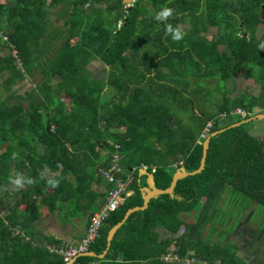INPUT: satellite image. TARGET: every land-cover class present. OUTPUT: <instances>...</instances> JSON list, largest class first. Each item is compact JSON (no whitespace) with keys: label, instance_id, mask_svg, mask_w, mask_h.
Instances as JSON below:
<instances>
[{"label":"trees","instance_id":"16d2710c","mask_svg":"<svg viewBox=\"0 0 264 264\" xmlns=\"http://www.w3.org/2000/svg\"><path fill=\"white\" fill-rule=\"evenodd\" d=\"M165 8L172 15L156 20ZM168 24L181 29L180 40ZM262 44L264 0H135L130 11L124 0L0 2V82L8 74L0 95V207L14 191L24 195L20 208L0 215V264H63L51 249L64 243L39 241L34 224L44 210L90 218L113 187L99 171L118 152V176L132 177V195L90 247L103 254L110 230L144 206L143 167L166 190L182 167L200 168L212 133L264 113ZM93 62L105 66V79L92 73ZM39 76L32 90H14ZM239 78L259 85L258 94L235 95L228 83ZM238 108L246 118L222 117ZM254 128L251 121L213 137L202 173L133 213L104 259L82 256L78 264H161L169 253L249 264L226 240L232 230L221 229L229 218L218 202L227 193L242 214L256 204L264 229V134ZM17 175L31 183L16 186ZM217 233L222 241L214 242Z\"/></svg>","mask_w":264,"mask_h":264},{"label":"rangeland","instance_id":"374dc122","mask_svg":"<svg viewBox=\"0 0 264 264\" xmlns=\"http://www.w3.org/2000/svg\"><path fill=\"white\" fill-rule=\"evenodd\" d=\"M4 0H0L3 2ZM126 6H128L126 4ZM54 12L56 11L53 10ZM52 11V12H53ZM52 20L56 22L57 26L63 25V20L55 15L51 16ZM184 28V26H182ZM214 32V30L212 31ZM211 32V33H212ZM1 52L5 53L3 50L0 49ZM92 73L99 78L105 79L107 77V73L105 72V66L100 62H93L90 66ZM8 76V74H4L3 78L0 82V95L5 98L6 94L3 90L2 82ZM43 77H34L33 79L25 80L14 88V90L22 93L24 91L32 90L37 86V84L43 81ZM56 81L54 82V84ZM216 80H211L208 84L216 86ZM253 87L254 90L251 89ZM228 87L231 90H235V95H238L242 92H247L251 95H257L260 86L254 85L253 81H246L244 78H239L235 82L231 80L228 83ZM64 99H67L64 96ZM258 112V110H257ZM230 122V121H228ZM252 134L255 136H260L264 134V119H256L255 120V128L252 131ZM15 192V191H14ZM229 200V201H228ZM218 208L222 209L221 212L227 211V217L229 218V223L225 226H221L222 230H229L232 231L229 233L227 237V241L233 243L234 245L238 246V253L241 257H243L249 264H264V229L260 228V214L256 213L257 205L252 204L246 210L245 213L242 214V206L241 203L233 204L230 199H228V194L225 193L221 200L218 202ZM192 214H182L183 219H188ZM196 216V215H195ZM242 216V217H240ZM210 234L209 231H207ZM212 240L222 241L219 234H215L212 236Z\"/></svg>","mask_w":264,"mask_h":264},{"label":"built area","instance_id":"2783aa9c","mask_svg":"<svg viewBox=\"0 0 264 264\" xmlns=\"http://www.w3.org/2000/svg\"><path fill=\"white\" fill-rule=\"evenodd\" d=\"M19 66L22 63L18 59ZM241 116L246 118L247 113L241 108L231 111L230 114H224L222 117L228 116ZM212 127V123L208 125V129ZM205 138V135H202ZM119 149V146H116ZM122 155L116 153L113 155L112 165L109 168H101L99 171L100 176L113 185L107 195L106 203L89 218L88 227L86 233L77 244L63 245L60 248H52L51 251L59 255L63 259V264H78L77 260L85 253L90 252V247L100 235L101 228L104 222L116 212L125 202L126 198L132 195V191L129 189L132 182V177L128 180H123L118 174L123 173V169L120 165ZM147 168V167H145ZM161 264H223L220 259H216L213 262L203 260L195 256L182 257L176 253H169L161 257Z\"/></svg>","mask_w":264,"mask_h":264},{"label":"crops","instance_id":"0c3cea01","mask_svg":"<svg viewBox=\"0 0 264 264\" xmlns=\"http://www.w3.org/2000/svg\"><path fill=\"white\" fill-rule=\"evenodd\" d=\"M23 196L22 193L13 192L10 200L0 207V215H8L16 208H20ZM88 223L89 214L85 217L66 220L64 212L51 213L44 210L42 217L34 224L33 233L36 234L39 241L42 240L44 243L47 239H57L64 245H72L80 242L86 233ZM52 248H56V246Z\"/></svg>","mask_w":264,"mask_h":264},{"label":"water","instance_id":"95a60500","mask_svg":"<svg viewBox=\"0 0 264 264\" xmlns=\"http://www.w3.org/2000/svg\"><path fill=\"white\" fill-rule=\"evenodd\" d=\"M134 2H135V0H124V4L128 5L127 6V11H130L132 9ZM256 119H264V113L263 114H258L256 116L251 117L248 120H243L240 123L233 124L232 126H230L228 128H225V129H222L220 131L212 133L204 142V145H203L204 146L203 158H202V162H201L200 168L197 171L189 173V172L186 171L185 168L182 167L181 169H179L176 172V174L174 175V178H173L171 186L168 189H166V190L158 189L156 187L154 174L150 173L148 171V169L142 168L141 171H140V174L141 175H145V176L148 177L147 186L142 188V195H143V198H144V206L135 207V208L129 209L127 211L124 219L110 230V232L108 234V238H107V242H108L107 249L104 251L103 254L97 255L94 252H88V253L83 254L82 256L99 257L100 259H104L105 256L107 255V253L109 252L110 248H111L112 241L114 240V237L117 234L118 230L126 223V221L129 219V217L133 213L138 212V211L146 210L149 207L150 201L152 199H154V198H158L159 196L165 195V194H169L171 196L174 195L175 188H176V186H177V184H178V182L180 180H182V179H184V178H186L188 176H191V175L200 174V173H202L204 171V169L206 167V161H207V157H208V151H209V147H210V142H211V139L213 137L217 136L218 134L224 132L225 130H227L229 128L238 127V126H241L242 124H246V123H249L251 121H255Z\"/></svg>","mask_w":264,"mask_h":264},{"label":"clouds","instance_id":"9594fccd","mask_svg":"<svg viewBox=\"0 0 264 264\" xmlns=\"http://www.w3.org/2000/svg\"><path fill=\"white\" fill-rule=\"evenodd\" d=\"M173 10L171 8H165L158 12L155 16V19L158 21L166 20L170 15H172ZM166 30L169 34H171L173 40H180L182 38V31L179 27H173L171 24L166 25ZM262 48H264V44L261 45ZM145 168V167H143ZM148 169V168H146ZM25 182L31 183V180H26L23 176L17 175L13 178L12 183H14L16 186L22 187ZM48 183L52 186H57L59 184V180L53 178L49 179Z\"/></svg>","mask_w":264,"mask_h":264}]
</instances>
